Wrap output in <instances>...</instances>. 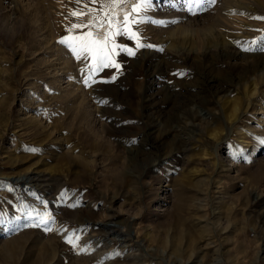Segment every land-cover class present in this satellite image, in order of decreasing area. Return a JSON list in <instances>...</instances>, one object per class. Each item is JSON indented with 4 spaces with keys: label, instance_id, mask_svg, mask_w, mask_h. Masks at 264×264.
Returning a JSON list of instances; mask_svg holds the SVG:
<instances>
[{
    "label": "rangeland",
    "instance_id": "1",
    "mask_svg": "<svg viewBox=\"0 0 264 264\" xmlns=\"http://www.w3.org/2000/svg\"><path fill=\"white\" fill-rule=\"evenodd\" d=\"M106 2L0 0V264H264V0H154L85 86Z\"/></svg>",
    "mask_w": 264,
    "mask_h": 264
},
{
    "label": "snow or ice",
    "instance_id": "2",
    "mask_svg": "<svg viewBox=\"0 0 264 264\" xmlns=\"http://www.w3.org/2000/svg\"><path fill=\"white\" fill-rule=\"evenodd\" d=\"M79 2V0H78ZM95 2V0H90ZM215 0H184V3L188 7V11L192 12L193 9L203 10L213 4ZM154 0H108L106 3L101 4L100 13L92 15L94 10H88V20L80 24H72L69 31L75 29H88L86 33L80 35L64 38L60 43L67 45L74 57L80 61L91 60V64L88 65L87 75L84 78L85 86H91V83L96 81L92 78L94 72L102 70L104 67H111L113 63L111 57L114 54L116 48L120 47L115 44L113 37L117 35H127L129 39H137V32L129 30L124 32V28L128 25H136L141 23H163L162 21H154L146 16V13L153 7ZM87 7V6H85ZM107 9V11H105ZM72 16L82 17L85 15L83 11H73ZM257 19H264V17H257ZM113 25H115V31H112ZM262 31L264 30H257ZM112 47H109V45ZM152 47V45H143L139 43L136 47ZM122 51H126L129 55L135 53L130 48H122ZM246 51H262L264 52V35L258 36L249 42V47ZM119 68V65H115ZM82 73L84 69L81 70ZM182 75V73H177ZM115 79V77H113ZM103 102V101H101ZM2 216V213H0ZM51 219L48 213H45L41 218V223L47 224ZM3 220L0 219V223ZM69 243H72L71 239Z\"/></svg>",
    "mask_w": 264,
    "mask_h": 264
},
{
    "label": "bare ground",
    "instance_id": "3",
    "mask_svg": "<svg viewBox=\"0 0 264 264\" xmlns=\"http://www.w3.org/2000/svg\"><path fill=\"white\" fill-rule=\"evenodd\" d=\"M233 11H234V10H233ZM64 59H65V58H64ZM67 61H68V60H67ZM65 63H67V62H65ZM69 85H70V84H69ZM71 85H72V84H71ZM73 87H74V85H73ZM72 92H73V91H72ZM103 224H105V225H108V226H109V223H103ZM105 225H104V226H105ZM108 226H107V227H108Z\"/></svg>",
    "mask_w": 264,
    "mask_h": 264
}]
</instances>
